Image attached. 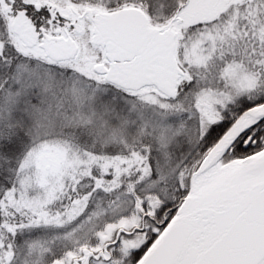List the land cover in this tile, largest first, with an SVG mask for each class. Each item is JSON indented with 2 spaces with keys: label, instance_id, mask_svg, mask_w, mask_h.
<instances>
[{
  "label": "snow or ice",
  "instance_id": "obj_1",
  "mask_svg": "<svg viewBox=\"0 0 264 264\" xmlns=\"http://www.w3.org/2000/svg\"><path fill=\"white\" fill-rule=\"evenodd\" d=\"M0 264H264V0H0Z\"/></svg>",
  "mask_w": 264,
  "mask_h": 264
}]
</instances>
